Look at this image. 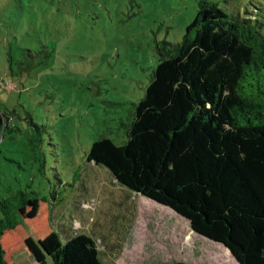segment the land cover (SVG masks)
Returning a JSON list of instances; mask_svg holds the SVG:
<instances>
[{
	"label": "rangeland",
	"instance_id": "374dc122",
	"mask_svg": "<svg viewBox=\"0 0 264 264\" xmlns=\"http://www.w3.org/2000/svg\"><path fill=\"white\" fill-rule=\"evenodd\" d=\"M198 1L0 0V204L13 213L29 202L0 240L7 264H50L80 232L112 245L116 264H237L86 158L101 137L124 144L156 44L181 40ZM209 1L264 18V0Z\"/></svg>",
	"mask_w": 264,
	"mask_h": 264
},
{
	"label": "trees",
	"instance_id": "16d2710c",
	"mask_svg": "<svg viewBox=\"0 0 264 264\" xmlns=\"http://www.w3.org/2000/svg\"><path fill=\"white\" fill-rule=\"evenodd\" d=\"M156 52L124 144L101 137L87 162L183 218L237 264H264V18L199 0L181 40L156 44ZM7 124L0 111V135ZM28 206L23 198L11 213L0 204V240ZM63 240L50 264H116L102 238ZM4 258L0 244V264Z\"/></svg>",
	"mask_w": 264,
	"mask_h": 264
},
{
	"label": "water",
	"instance_id": "95a60500",
	"mask_svg": "<svg viewBox=\"0 0 264 264\" xmlns=\"http://www.w3.org/2000/svg\"><path fill=\"white\" fill-rule=\"evenodd\" d=\"M192 231V230H191ZM194 233V232H193ZM195 234V233H194ZM197 235V234H196ZM199 236V235H198ZM201 237V236H200Z\"/></svg>",
	"mask_w": 264,
	"mask_h": 264
},
{
	"label": "crops",
	"instance_id": "0c3cea01",
	"mask_svg": "<svg viewBox=\"0 0 264 264\" xmlns=\"http://www.w3.org/2000/svg\"><path fill=\"white\" fill-rule=\"evenodd\" d=\"M93 235V234H92Z\"/></svg>",
	"mask_w": 264,
	"mask_h": 264
}]
</instances>
